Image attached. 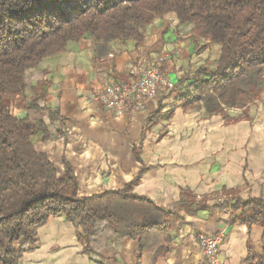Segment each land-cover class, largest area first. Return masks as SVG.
<instances>
[{
	"label": "crops",
	"instance_id": "1",
	"mask_svg": "<svg viewBox=\"0 0 264 264\" xmlns=\"http://www.w3.org/2000/svg\"><path fill=\"white\" fill-rule=\"evenodd\" d=\"M203 44L167 16L150 27L140 46L132 40L114 42L97 52L93 40L84 39L28 72L30 86L44 100L33 108V95H28L8 101L7 107L19 118L26 115L51 126L50 137L38 135L35 148L49 157L59 176L65 162L71 165L80 197L121 191L142 172L133 192L172 210L173 216L169 250L145 253L137 240L112 234L87 253L75 227L64 216L53 217L39 229V245L21 263L209 264L198 244L201 234L223 236L220 264H242L249 249L263 253V230L235 224L232 212L218 206L233 198L231 190L244 201L264 197V92L246 108L210 116L202 104L183 101L181 94L192 92L188 82L171 96L160 91L145 110L130 108L123 117L91 101L115 82L135 81L139 67L161 61L173 84L192 76L209 54V49L199 51ZM45 106L62 120L51 118Z\"/></svg>",
	"mask_w": 264,
	"mask_h": 264
},
{
	"label": "trees",
	"instance_id": "2",
	"mask_svg": "<svg viewBox=\"0 0 264 264\" xmlns=\"http://www.w3.org/2000/svg\"><path fill=\"white\" fill-rule=\"evenodd\" d=\"M174 16L181 27L217 49L212 66L203 64L169 90L188 92L185 103H200L207 115L246 108L264 92V0H0V264H20L38 246V230L50 218L64 216L87 253L106 234L139 242L141 253L172 243L168 230L173 211L158 207L133 190L142 172L121 191L79 196V182L65 162L62 176L35 139L50 137L41 120L19 118L7 102L33 95L30 107L45 96L30 86L28 72L69 44L91 39L101 52L114 42L144 43L148 28ZM165 64L161 68L164 74ZM47 110L61 121L57 110ZM152 122V118L149 120ZM237 190L219 203L235 224L263 230V253L249 249L242 264H264V197L244 201Z\"/></svg>",
	"mask_w": 264,
	"mask_h": 264
},
{
	"label": "built area",
	"instance_id": "3",
	"mask_svg": "<svg viewBox=\"0 0 264 264\" xmlns=\"http://www.w3.org/2000/svg\"><path fill=\"white\" fill-rule=\"evenodd\" d=\"M161 63L152 67H139L135 81L115 82L96 92L91 97V101L100 104L117 117H123L130 108L136 112L145 110L148 103L154 100L160 91H169L174 87L161 71ZM223 241L222 235L198 236L203 257L209 264H220L218 255Z\"/></svg>",
	"mask_w": 264,
	"mask_h": 264
},
{
	"label": "rangeland",
	"instance_id": "4",
	"mask_svg": "<svg viewBox=\"0 0 264 264\" xmlns=\"http://www.w3.org/2000/svg\"><path fill=\"white\" fill-rule=\"evenodd\" d=\"M150 28H148V30H149ZM148 32V31H147ZM165 45V44H164ZM171 46H169V48H170ZM217 47L213 50V49H210V51H209V54L208 55H206V57H205V59H203V60H201L200 62H199V64H198V66H201V65H205V64H207L208 65V67H211L212 66V59H214L215 58V56H216V54H217ZM203 50H201L200 52H202ZM150 67H152V66H150ZM165 75V74H164ZM20 117H22V116H20ZM24 117H26V115L25 116H23L22 118H24ZM39 231V230H38ZM39 243L40 242H38V245H39ZM24 256V255H23ZM20 264H23V263H21V259H20Z\"/></svg>",
	"mask_w": 264,
	"mask_h": 264
}]
</instances>
